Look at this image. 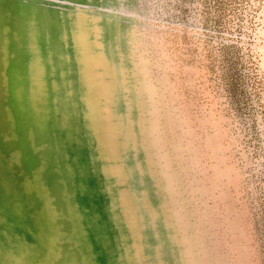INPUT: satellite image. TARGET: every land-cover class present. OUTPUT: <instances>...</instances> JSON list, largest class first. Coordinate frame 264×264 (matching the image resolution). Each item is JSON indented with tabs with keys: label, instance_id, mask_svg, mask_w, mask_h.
Masks as SVG:
<instances>
[{
	"label": "rangeland",
	"instance_id": "1",
	"mask_svg": "<svg viewBox=\"0 0 264 264\" xmlns=\"http://www.w3.org/2000/svg\"><path fill=\"white\" fill-rule=\"evenodd\" d=\"M0 159V264H264V0H0Z\"/></svg>",
	"mask_w": 264,
	"mask_h": 264
},
{
	"label": "bare ground",
	"instance_id": "2",
	"mask_svg": "<svg viewBox=\"0 0 264 264\" xmlns=\"http://www.w3.org/2000/svg\"><path fill=\"white\" fill-rule=\"evenodd\" d=\"M18 1V0H17ZM20 2H22V1H20ZM39 6V5H38ZM41 7V6H40ZM43 7V6H42ZM43 9V8H42ZM40 12H41V10H39ZM85 12V11H84ZM90 12V11H89ZM98 14V13H97ZM40 15H41V13H40ZM59 15V14H58ZM65 15V14H64ZM47 16V15H46ZM62 17V16H61ZM72 17H73V15H72ZM119 17V16H118ZM42 18V17H41ZM47 18H48V16H47ZM135 18V17H134ZM133 18V19H134ZM137 18V17H136ZM68 19V18H67ZM70 19V18H69ZM68 19V20H69ZM107 19V18H106ZM132 19V20H133ZM48 20H50V19H48ZM47 20V21H48ZM63 20V19H62ZM109 20V19H108ZM110 21V20H109ZM62 22V21H61ZM40 23H42L41 21H40ZM63 23V22H62ZM64 24V23H63ZM115 24V23H114ZM118 24V23H117ZM116 24V25H117ZM40 25H42V24H40ZM47 25V24H46ZM100 25V24H99ZM44 26V25H43ZM101 26V25H100ZM115 26V25H114ZM47 27V26H46ZM43 28V27H42ZM58 28H59V26H58ZM57 27H56V29H58ZM68 28V27H67ZM127 28V27H126ZM125 28V29H126ZM60 29V28H59ZM58 29V30H59ZM65 29V28H64ZM41 30H43V29H41ZM61 30V29H60ZM116 30L118 31V29L116 28ZM128 31V30H127ZM47 32H48V30H47ZM59 33V32H58ZM100 33V32H99ZM48 34V33H47ZM115 34V33H114ZM58 35V34H57ZM117 35V34H116ZM114 36V35H113ZM50 37V36H49ZM49 37H48V39H49ZM67 37L69 38V35H67ZM92 37V36H91ZM58 38V37H57ZM67 38V39H68ZM115 38L117 39L118 38V36L116 37L115 36ZM51 39V38H50ZM59 39V38H58ZM113 40H114V38H113ZM118 40V39H117ZM70 41V40H69ZM115 41V40H114ZM62 42V41H61ZM68 42V41H67ZM71 42V41H70ZM63 43V42H62ZM51 46V45H50ZM61 46V45H60ZM103 46V45H102ZM58 47V46H57ZM67 47V46H66ZM114 47V46H113ZM125 47H127V46H125ZM51 49V48H50ZM59 49V48H58ZM218 49V48H217ZM52 50V49H51ZM60 50V49H59ZM56 51H57V49H56ZM118 52V51H117ZM63 53V52H62ZM72 53V52H71ZM68 54V53H67ZM116 55V54H115ZM123 55V54H122ZM121 55V56H122ZM127 56V55H126ZM69 57V56H68ZM123 57V56H122ZM109 58H111V56L109 57ZM127 59V58H126ZM70 60V59H69ZM58 61H60V60H58ZM110 62V61H109ZM60 64V63H59ZM56 65V64H55ZM130 65V64H129ZM59 66V65H58ZM63 66V65H62ZM70 67V66H69ZM62 68V67H61ZM66 69V68H65ZM58 70V69H57ZM116 71V70H115ZM129 72V71H128ZM73 73H74V71H73ZM119 76V75H118ZM57 77V76H56ZM67 77V76H66ZM117 77V76H116ZM65 78V77H64ZM129 78V77H128ZM56 79V78H55ZM72 82H74V80H71ZM130 82V81H129ZM72 87V86H71ZM117 88V87H116ZM118 88H120V87H118ZM61 90V89H60ZM132 90V89H131ZM117 92V91H116ZM120 92V91H119ZM62 93V92H61ZM121 93V92H120ZM59 94V93H58ZM115 95V94H114ZM75 97V96H74ZM59 98H61V97H59ZM130 98V97H129ZM131 98H133V94H132V97ZM74 100V99H73ZM76 101V100H75ZM122 101V100H121ZM134 101V100H133ZM59 103V102H58ZM117 103V102H116ZM132 104V103H131ZM133 104H134V102H133ZM57 105V104H56ZM79 105V104H78ZM115 107V106H114ZM68 109H69V107H68ZM75 109H76V107H75ZM60 110V109H59ZM79 110V109H78ZM75 111V110H74ZM124 111V110H123ZM136 111V110H135ZM125 112V111H124ZM63 113V112H62ZM131 113V112H130ZM60 114V113H59ZM73 114V113H72ZM63 115H65V113L63 114ZM75 115H77V114H75ZM60 116V115H59ZM136 116V115H135ZM58 117V116H57ZM62 117V116H61ZM78 117V116H77ZM76 116L74 117V118H77ZM81 117V116H80ZM62 118H64V116L62 117ZM72 118V117H71ZM68 119V118H67ZM81 119V118H80ZM132 119V118H131ZM63 120V119H62ZM75 120H77V119H75ZM135 120V119H134ZM133 120V121H134ZM64 121V120H63ZM69 123H70V121H69ZM65 124V123H64ZM59 125V124H58ZM73 125H75V124H73ZM80 125H82V124H80ZM133 125V124H132ZM63 126V125H62ZM77 126V125H76ZM64 127H65V125H64ZM60 129V128H59ZM137 130V129H136ZM72 131H73V129H72ZM59 132V131H58ZM78 132V131H77ZM135 132V131H134ZM73 134H74V132H72ZM54 133H52V135H53ZM75 135V134H74ZM84 135V134H83ZM86 135V134H85ZM64 136V135H63ZM88 136V135H87ZM137 136V135H136ZM60 138V137H59ZM77 138V137H76ZM86 138V137H85ZM66 140V139H65ZM73 140V139H72ZM78 141H79V139H77ZM54 143V142H53ZM62 143V142H61ZM67 143V142H66ZM73 143V142H72ZM56 144V143H55ZM75 144V143H74ZM77 144V143H76ZM76 144H75V146H76ZM68 145V144H67ZM56 146H58V145H56ZM63 146V145H62ZM69 146V145H68ZM90 146V145H89ZM128 146V145H127ZM53 147H54V149H55V146L53 145ZM137 149V148H136ZM57 150H59V148L57 149ZM93 150V149H92ZM61 151H62V149H61ZM126 151V150H125ZM63 152V151H62ZM93 152V151H92ZM10 154V153H9ZM56 154V153H55ZM55 154L54 155H52V156H55ZM89 154V153H88ZM95 154V153H94ZM123 155H124V153H122ZM90 155V154H89ZM96 155V154H95ZM51 156V157H52ZM64 156V155H63ZM132 156V155H131ZM13 157V156H12ZM56 158H57V155L55 156ZM65 157V156H64ZM127 157V156H126ZM125 157V158H126ZM10 159V158H9ZM91 159V158H90ZM124 159V158H123ZM135 159V158H134ZM0 160H2V159H0ZM66 160V159H65ZM3 161V160H2ZM124 161V160H123ZM140 161V160H139ZM143 161V160H142ZM1 162V161H0ZM53 162H55V161H53ZM92 162H93V160H92ZM97 162V161H96ZM1 163H3V162H1ZM57 163V162H56ZM63 163H64V160H63ZM98 163H99V161H98ZM144 164V163H143ZM43 165V164H42ZM44 165H45V163H44ZM60 165V164H59ZM57 166V165H56ZM64 166V165H63ZM141 166V165H140ZM58 167V166H57ZM65 168V167H64ZM54 169V168H53ZM92 169V168H91ZM94 169V168H93ZM97 169V168H96ZM96 169H94V170H96ZM56 170V169H55ZM67 170H68V168H67ZM99 170V169H98ZM97 170V171H98ZM69 171V170H68ZM143 171V170H142ZM49 172V171H48ZM61 172V171H60ZM66 175H68L69 173L66 171ZM5 174H7V173H5ZM57 174H58V172H57ZM70 175V174H69ZM68 175V176H69ZM84 175V174H83ZM60 176V175H59ZM139 177V176H138ZM149 178V177H148ZM59 179H61V178H59ZM64 179H61V181H63ZM105 180V179H104ZM128 180V179H127ZM141 180V179H140ZM57 181V180H56ZM139 181V180H138ZM152 181V180H151ZM58 182H60V181H58ZM66 182V181H65ZM104 182V181H103ZM105 182H106V180H105ZM109 182V181H108ZM111 182V181H110ZM46 183V182H45ZM63 184H65V183H63ZM63 184H62V186H63ZM142 184V183H141ZM71 185V184H70ZM50 186H52V185H50ZM104 186V185H103ZM125 186V185H124ZM46 187V186H45ZM154 187V186H153ZM47 188V187H46ZM63 188H64V186H63ZM71 188H72V186H71ZM70 188V189H71ZM114 188V187H113ZM67 189V188H66ZM102 189V188H101ZM100 189V190H101ZM109 189H110V187H109ZM154 189V188H153ZM72 190V189H71ZM104 190V189H103ZM65 192V190L63 189V194H65L64 193ZM67 192V191H66ZM69 195H71V194H69ZM114 195H115V192H114ZM40 195H38V197H39ZM108 196V195H107ZM110 196V195H109ZM157 196V195H156ZM23 197V196H22ZM68 197V196H67ZM10 198V197H9ZM61 198V197H60ZM65 199H66V196H65ZM159 199V198H158ZM21 200H23V199H21ZM20 200V201H21ZM62 200V199H61ZM65 201V200H64ZM67 201H69V200H67ZM67 201H65V202H67ZM138 201V200H137ZM16 202H18V200L16 201ZM72 202V201H71ZM68 204L67 205H70V203L69 202H67ZM157 205V204H156ZM24 206V205H23ZM71 206V205H70ZM72 206H75L74 204H72ZM26 207V206H25ZM66 209H68L69 207L68 206H64ZM76 207V206H75ZM69 210V209H68ZM118 210V209H117ZM159 210V209H158ZM7 211H8V209H7ZM140 211V210H139ZM156 211V210H155ZM67 212H70L71 213V211H67ZM67 212L65 213V214H67ZM145 212V211H144ZM158 212V211H157ZM8 213V212H7ZM2 214H6V212L5 213H3V211H2ZM10 214V213H9ZM8 214V215H9ZM64 214V215H65ZM141 214V213H140ZM8 215H6V216H8ZM70 215V214H69ZM68 215V216H69ZM72 215H74L73 213H72ZM147 215V214H146ZM159 215H161V214H159ZM4 216V215H3ZM71 216V215H70ZM77 216V215H76ZM11 217V216H10ZM16 217V216H15ZM18 217H20V216H18ZM17 217V218H18ZM72 217V216H71ZM158 217V216H157ZM60 218H62V217H60ZM66 218H70V217H66ZM80 218V217H79ZM26 219V218H25ZM113 219V218H112ZM23 220V219H22ZM77 220H78V218H77ZM16 221V220H15ZM69 221H70V219H69ZM113 221H115L114 219H113ZM144 221V220H143ZM17 222V221H16ZM16 222H15V225H16ZM20 222H23V221H19V223ZM117 222V221H116ZM18 223V222H17ZM24 223V222H23ZM26 223V222H25ZM55 223V222H54ZM70 223H72L71 225L73 226V222H70ZM114 224V223H113ZM4 225V224H3ZM10 225V224H9ZM4 226H7V225H4ZM31 226V225H30ZM30 226H29V228H30ZM118 226V225H117ZM71 227V226H70ZM155 227V226H154ZM163 227V226H162ZM19 229H21V228H19ZM30 229H32V227L30 228ZM72 231H74V229H72V228H70ZM156 229V228H155ZM165 229V228H164ZM6 230V229H5ZM25 230V229H24ZM71 230H70V232H71ZM143 230V229H142ZM169 230V229H168ZM31 231V230H30ZM34 231V230H33ZM120 230H118V232H119ZM32 232V231H31ZM81 232H83V231H81ZM154 232H156V231H154ZM167 232V231H166ZM9 233H11V232H9ZM73 233V232H72ZM120 233H122L121 231H120ZM0 234H2V233H0ZM3 234H5V232L3 233ZM28 234V233H27ZM125 234V233H124ZM153 234V233H152ZM11 235V234H10ZM22 235V234H21ZM29 235V234H28ZM66 235V234H65ZM68 235H69V233H68ZM76 235V234H75ZM15 236V235H14ZM31 236V235H30ZM3 237H4V235H3ZM2 237V238H3ZM17 237V236H16ZM33 237V236H32ZM31 237V238H32ZM59 237V236H58ZM155 237V236H154ZM156 237H158L157 235H156ZM14 238V237H13ZM12 238V239H13ZM18 238V237H17ZM17 238H16V241H17ZM61 238V237H60ZM67 238V241L69 240L68 239V237H66ZM65 238V239H66ZM7 239H9V238H7ZM21 239H23V237L21 238ZM34 239V238H33ZM156 239V238H155ZM168 239V238H167ZM6 240V239H5ZM35 240V239H34ZM33 240V241H34ZM129 240V239H128ZM143 240V239H142ZM3 241H4V239H3ZM14 241V240H13ZM13 241H12V243H13ZM19 241V240H18ZM21 241V240H20ZM60 241H62V240H60ZM69 241H71V240H69ZM25 242V241H24ZM73 242V241H72ZM76 242V241H75ZM74 242V243H75ZM1 243V242H0ZM17 243V242H16ZM15 242H14V244L15 245H17ZM171 243V242H170ZM118 244V243H117ZM26 245H28V244H26ZM75 245H77V243H75ZM147 245V244H146ZM154 245H156V244H154ZM174 245V244H173ZM19 246V245H18ZM175 246V245H174ZM27 248V247H26ZM117 248V247H116ZM144 248V247H143ZM161 248V247H160ZM154 249V248H153ZM162 249V248H161ZM0 250H1V247H0ZM5 251H6V249H4ZM10 250V249H9ZM18 250V249H17ZM16 250V251H17ZM28 250V249H27ZM77 251H78V249H76ZM118 250V249H117ZM11 251V250H10ZM10 251H9V253H10ZM30 251V250H29ZM171 251V250H170ZM119 252V251H118ZM121 252V251H120ZM3 253V252H2ZM1 253V254H2ZM7 253V252H6ZM4 254V253H3ZM161 254V253H160ZM10 255H11V253H10ZM14 255V254H13ZM160 256V255H159ZM0 257H1V255H0ZM11 257V256H10ZM83 257L82 256H80V259H82ZM11 259V258H10ZM0 260H1V258H0ZM156 260V259H155ZM174 260H175V258H174ZM2 261V260H1ZM86 262V261H85ZM84 262V263H85ZM118 262V261H117ZM82 263V262H81ZM151 264H153V263H151Z\"/></svg>",
	"mask_w": 264,
	"mask_h": 264
}]
</instances>
